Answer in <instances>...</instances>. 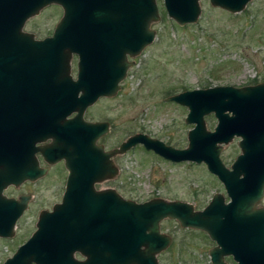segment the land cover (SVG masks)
<instances>
[{
	"label": "water",
	"instance_id": "water-1",
	"mask_svg": "<svg viewBox=\"0 0 264 264\" xmlns=\"http://www.w3.org/2000/svg\"><path fill=\"white\" fill-rule=\"evenodd\" d=\"M209 1L238 12L249 0ZM50 2L61 5L62 15L52 36L35 38L22 29L23 24ZM163 6L179 25L196 21L201 11L199 0H163ZM159 16L156 0H0V114L9 113L10 107L22 98H62L71 109L114 93L132 63L127 61V55H137L154 39L155 29L150 25ZM71 51L79 54L75 79L69 74ZM48 85L54 87L47 88ZM166 99L185 105V121L195 122L188 131L187 145L175 147L136 132L115 151L124 152L141 143L173 162L204 161L223 182L231 200L225 203L216 193L203 209L195 210L192 203L184 200L156 197L136 203L114 192L112 206V200H106L113 194L108 189L98 193L104 200L99 198L98 210L93 208L89 213L88 205L96 201L75 200L70 195L97 193L67 187L54 211L40 216V229L1 264H159L157 254L171 242V237L159 229V221L165 217L176 219L181 226L201 228L216 238L218 245L209 251L211 260L225 264L221 254L230 250L225 239L229 229L264 226V210L252 211L264 185V81L246 86L217 84L184 89ZM211 111L217 123L209 131L203 116ZM235 133L243 134L238 141L241 153L229 169L219 152L222 143L229 142ZM80 163L87 164V168L98 164L88 154ZM86 226L99 229H83ZM8 234L9 230L0 229V235ZM53 242L55 252L50 248ZM75 247L87 259H73L70 253ZM238 251L239 248L234 252Z\"/></svg>",
	"mask_w": 264,
	"mask_h": 264
},
{
	"label": "rangeland",
	"instance_id": "rangeland-1",
	"mask_svg": "<svg viewBox=\"0 0 264 264\" xmlns=\"http://www.w3.org/2000/svg\"><path fill=\"white\" fill-rule=\"evenodd\" d=\"M160 16L150 25L154 39L140 53L131 56L127 75L117 93L101 98L89 113L94 118H110L111 142L122 141L134 132H145L176 147L187 144L184 121L187 108L167 100L172 93L217 84L242 85L264 80V0H249L242 10L231 12L199 0L197 20L177 24L156 0ZM58 9L48 6L29 17L26 30L42 34L55 21ZM212 117L207 124L213 123ZM239 151L237 139L222 146L228 163ZM118 178L115 184L126 197L142 200L161 197L184 200L201 207L213 192H224L220 181L203 165L190 161L171 162L136 144L116 156ZM55 183L40 186L39 206L57 197ZM55 194V195H54ZM264 202V200H263ZM160 229L171 237L158 254L159 264H211V242L202 232L183 227L176 219L162 218ZM31 229H17L13 240L0 239V258L9 247Z\"/></svg>",
	"mask_w": 264,
	"mask_h": 264
},
{
	"label": "flooded vegetation",
	"instance_id": "flooded-vegetation-1",
	"mask_svg": "<svg viewBox=\"0 0 264 264\" xmlns=\"http://www.w3.org/2000/svg\"><path fill=\"white\" fill-rule=\"evenodd\" d=\"M48 6H54L58 9V13L55 21L49 26L47 31L42 34H36L34 31L26 30L25 25L29 17L25 20L22 29L31 32L38 39L52 36L62 15V7L57 2H50L40 10L42 11ZM78 57V52L71 51L68 58L69 74L74 79L78 71ZM127 61L132 62L131 56L127 55ZM128 70L129 66L127 67L125 75H127ZM121 81H118L119 87ZM263 81H254L235 86L255 85ZM48 87L53 88L54 86L48 85ZM118 89L110 95L98 96L93 102L82 108L69 109L66 105V99L54 98L53 96L44 101L31 97L27 99L22 98L15 107H10L9 113L3 112L0 114V229L10 231L8 235H0V239L4 241L13 240L17 234V229H31L27 231V234L22 240L9 247L7 253L0 258V264L11 257L18 247L25 243L36 229H40L38 226L40 216L54 211V206L62 202L67 187L69 189H83L85 191L93 189L97 193L96 195L88 193L81 197H76L73 194L70 195L75 200L85 199L88 200L86 202L96 201V204L92 203L88 205L89 213L93 211V208H96V211L98 210L97 201L99 198L101 201L104 200L103 194L98 195V193L103 192V190L110 189L112 191L113 194L106 199L107 201L112 200V206H114V192L122 198L133 200L136 203L156 198L151 197L137 200L136 198L126 197L117 190L114 186L115 184L107 183L118 178L119 166L116 161V156L126 152L136 144L124 152L115 151L123 140L109 143L113 133L112 120L110 118L90 117L89 113L97 106L96 104L101 98L113 97ZM226 111L232 114L230 110ZM209 117H212L214 120L210 125L207 124ZM203 119L206 130L212 131L217 123V117L214 111L204 114ZM189 124L191 126L186 131V137L188 131L195 126V122ZM242 135L235 133L232 139H237L238 144ZM227 143H222V146ZM221 149L219 157L223 164L230 169L233 160L241 153L240 146L239 151L234 154L228 163L222 157ZM87 154L90 158L96 160L98 163L96 166L87 168V164L84 166L80 163L82 156H87ZM157 155L160 156L159 154ZM261 156L264 159V153ZM183 161L203 165L213 177L220 181L224 190V192H213L201 207L195 208L193 205L195 210L203 209L216 193L222 195L225 203L231 200V196L228 194L223 182L217 174L208 169L204 161ZM45 180L49 183H55L57 193L55 194L57 197L49 204L39 206L40 186ZM263 200L264 185L261 196L253 204L252 211L259 208L264 210ZM190 228L199 230L211 242L208 248V255L210 263L214 264L209 251L218 245L216 238L211 237L209 233L201 228ZM253 228L248 229L247 226H244L243 229H229L225 239H227L226 243L229 245L230 250L221 254V259L225 264H264V226L261 224L256 229ZM73 229L80 228L74 227ZM83 229L99 228L97 226H86ZM142 246L144 247V245ZM54 247L55 243L53 242L50 247L53 252H55ZM237 248H239V251L236 254L234 251H237ZM34 254L40 256L39 251H35ZM58 254L61 255L60 252ZM70 254L73 259L78 261L87 259V255L78 247L73 248Z\"/></svg>",
	"mask_w": 264,
	"mask_h": 264
},
{
	"label": "trees",
	"instance_id": "trees-1",
	"mask_svg": "<svg viewBox=\"0 0 264 264\" xmlns=\"http://www.w3.org/2000/svg\"><path fill=\"white\" fill-rule=\"evenodd\" d=\"M203 85H205V86H208V84H207V83H205V84H203Z\"/></svg>",
	"mask_w": 264,
	"mask_h": 264
}]
</instances>
